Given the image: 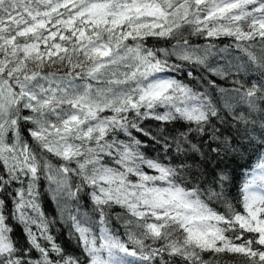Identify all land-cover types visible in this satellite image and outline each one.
I'll list each match as a JSON object with an SVG mask.
<instances>
[{"label":"snow or ice","instance_id":"6c2138e0","mask_svg":"<svg viewBox=\"0 0 264 264\" xmlns=\"http://www.w3.org/2000/svg\"><path fill=\"white\" fill-rule=\"evenodd\" d=\"M0 264H264V0H0Z\"/></svg>","mask_w":264,"mask_h":264}]
</instances>
